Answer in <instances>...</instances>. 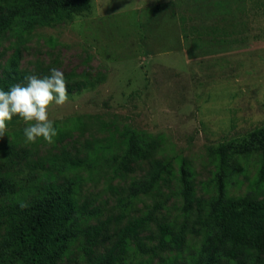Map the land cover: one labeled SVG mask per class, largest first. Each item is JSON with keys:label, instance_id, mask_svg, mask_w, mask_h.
<instances>
[{"label": "rangeland", "instance_id": "rangeland-1", "mask_svg": "<svg viewBox=\"0 0 264 264\" xmlns=\"http://www.w3.org/2000/svg\"><path fill=\"white\" fill-rule=\"evenodd\" d=\"M92 1L87 14L37 27L21 44L16 35H7L0 45V65L18 49L20 65L30 75L43 77L57 68L68 85L77 79L93 80L94 85L74 87L63 106L49 108L58 129L72 127L80 117L85 128L64 138L58 134L51 145L42 138L28 143L23 135L26 125L16 116L6 122L0 150L15 142L17 148H32L35 158L48 162L55 154L82 152L87 141L97 138L105 143L118 129L134 127L159 136L161 154L172 159L176 170L187 162L198 184L197 195L209 196L217 161L208 147L264 123V0ZM101 121L107 124L102 129ZM148 164L143 161L104 175L83 171L81 201L100 207L102 217L119 212L129 185L145 175ZM63 178L59 174L58 179ZM256 178L255 158L241 161V170L227 180L229 194L255 189L263 199L264 183L256 187ZM144 199L135 206L145 209L144 203L152 202ZM11 204V197L0 198V210ZM169 207L173 215L180 212ZM201 241L190 235L177 259H189ZM75 258L73 245L60 262L76 264ZM158 260L138 254L127 262Z\"/></svg>", "mask_w": 264, "mask_h": 264}, {"label": "trees", "instance_id": "trees-1", "mask_svg": "<svg viewBox=\"0 0 264 264\" xmlns=\"http://www.w3.org/2000/svg\"><path fill=\"white\" fill-rule=\"evenodd\" d=\"M92 8V0H0V45L10 34L21 44L37 27L53 26ZM180 20L186 31L185 15ZM20 60L17 49L0 65V89L24 83L30 75ZM73 83L68 92L94 85L90 79ZM72 125L61 130L54 124L64 138L83 130L86 122L80 117ZM106 125L99 123L100 129ZM161 151L159 136L129 126L105 143L95 138L82 152L63 151L48 162L35 158L32 148L6 143L0 150V198L11 197L12 204L0 210V264H61L73 245L76 264H128L138 254L159 257L157 264H264V198L259 200L255 189L241 195L227 189L228 178L251 157L257 163L256 187L264 183V123L208 147L217 161L209 196L197 195L187 162L176 170ZM143 161L149 163L147 171L129 185L119 212L102 217L100 207L81 201L83 171L104 175ZM144 197L152 202L137 208V200ZM170 202L179 213L172 214ZM190 235L202 237L201 245L189 259L179 261L176 255L188 247Z\"/></svg>", "mask_w": 264, "mask_h": 264}, {"label": "clouds", "instance_id": "clouds-1", "mask_svg": "<svg viewBox=\"0 0 264 264\" xmlns=\"http://www.w3.org/2000/svg\"><path fill=\"white\" fill-rule=\"evenodd\" d=\"M24 83H15L8 90L0 89V138L7 134V121L14 116L25 123L23 135L26 142L43 139L51 145L58 135L55 122L49 115L52 105L63 106L69 100L68 84L63 71L52 68L50 74L24 77ZM21 207H26L21 204Z\"/></svg>", "mask_w": 264, "mask_h": 264}]
</instances>
